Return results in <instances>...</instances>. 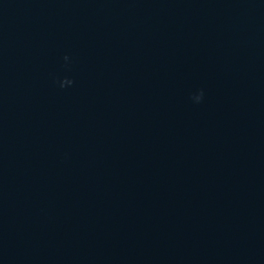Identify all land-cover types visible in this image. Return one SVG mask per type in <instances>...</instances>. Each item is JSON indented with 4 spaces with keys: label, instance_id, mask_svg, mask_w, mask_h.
I'll return each instance as SVG.
<instances>
[{
    "label": "water",
    "instance_id": "water-1",
    "mask_svg": "<svg viewBox=\"0 0 264 264\" xmlns=\"http://www.w3.org/2000/svg\"><path fill=\"white\" fill-rule=\"evenodd\" d=\"M0 264H264V0H0Z\"/></svg>",
    "mask_w": 264,
    "mask_h": 264
},
{
    "label": "clouds",
    "instance_id": "clouds-1",
    "mask_svg": "<svg viewBox=\"0 0 264 264\" xmlns=\"http://www.w3.org/2000/svg\"><path fill=\"white\" fill-rule=\"evenodd\" d=\"M65 59L67 60V57H65ZM202 95H203L202 93L199 95V96H200V99L202 98ZM200 99H199V100H200Z\"/></svg>",
    "mask_w": 264,
    "mask_h": 264
}]
</instances>
